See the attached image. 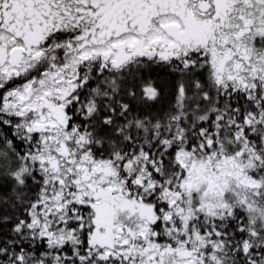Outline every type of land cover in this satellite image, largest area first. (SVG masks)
I'll return each instance as SVG.
<instances>
[{
	"label": "snow or ice",
	"instance_id": "6c2138e0",
	"mask_svg": "<svg viewBox=\"0 0 264 264\" xmlns=\"http://www.w3.org/2000/svg\"><path fill=\"white\" fill-rule=\"evenodd\" d=\"M0 264H264V0H0Z\"/></svg>",
	"mask_w": 264,
	"mask_h": 264
}]
</instances>
